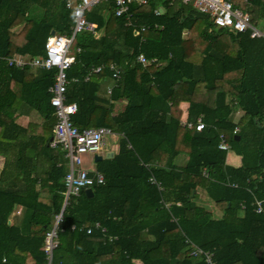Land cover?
I'll list each match as a JSON object with an SVG mask.
<instances>
[{"label":"trees","instance_id":"1","mask_svg":"<svg viewBox=\"0 0 264 264\" xmlns=\"http://www.w3.org/2000/svg\"><path fill=\"white\" fill-rule=\"evenodd\" d=\"M65 1L0 0V55L43 56L50 31L72 25ZM230 1L264 30V0ZM113 9L108 0L86 12L99 35L76 34L67 75L80 81L69 83L66 99L78 106L73 124L110 127L117 150L96 161L104 182L91 186L92 195L82 189L65 206L52 264H206L190 254L192 245L219 264H264V211L253 208L255 198L264 200V38L216 27L180 2L131 5V27ZM140 25L148 29L135 34ZM140 54L153 61L141 64ZM112 62L122 72L109 95L108 70L82 81L91 67ZM55 74L0 62V264H46L41 246L63 204L68 170L64 151L49 146ZM182 102L186 121L200 118L202 130L183 125ZM220 133L240 169L226 163ZM200 189L220 217L199 202ZM95 222L105 233L70 229Z\"/></svg>","mask_w":264,"mask_h":264},{"label":"built area","instance_id":"2","mask_svg":"<svg viewBox=\"0 0 264 264\" xmlns=\"http://www.w3.org/2000/svg\"><path fill=\"white\" fill-rule=\"evenodd\" d=\"M107 1L108 0H75L72 2L66 0L65 6L72 12V25L69 32L54 33L47 38L44 44V56L22 57L17 55H0V62H4L8 66L21 69L26 66L56 69L54 84L48 89L51 93L49 102L53 107V116L55 117L49 146L64 151L68 170L63 178V204L59 212L54 215L50 227L45 231L41 246L46 257V264H52L53 252L59 245V234L63 231L64 208L68 204L70 198L78 196L82 189L91 188L94 184H101L104 182L102 173L85 168L84 156L87 154L93 156L99 154L106 143V138L115 133L107 126H89L81 129L76 127L72 122V117L76 114L78 106L76 102L67 101L66 90L69 83L79 81L78 77L69 78L67 75V71L75 61L74 52L79 51V48L74 47L76 34L81 31H89L94 34L95 37L99 35V33L96 32L97 25L87 20L86 12L92 7ZM166 1L169 4L180 2L191 6L196 11L208 15L216 27L226 28L235 33L248 32L251 38H264V30L252 24L249 13L234 7L230 0ZM146 3L147 0H114V14L116 16H124L125 24L128 27L134 26L132 13L130 12L131 5H142ZM147 29L148 27L145 25L135 26L134 33H142ZM137 61L146 65L153 60H148L140 54L137 56ZM105 69L110 72L114 80V85H116L120 79L122 70L114 63H110L106 66L98 65L91 67L82 80L87 81L93 74H99ZM110 92L111 87H108L107 93L110 94ZM183 125L188 128L194 127L197 131L204 128V123L200 118H198L195 123L183 122ZM237 131L238 127L235 126L232 130V134H237ZM217 146L220 150L226 152L230 150V144L223 133L219 134ZM203 174L205 176L207 175L205 170ZM150 182L161 189L160 182L155 180L154 177L150 178ZM231 186L237 187V184L233 183ZM164 205L168 207L167 203ZM241 207L243 208L244 205L241 204ZM253 208L256 213H262L264 211V200L255 198L253 201ZM70 229L79 232L85 231L87 234L92 233L94 229H100L101 232L105 233V228H103L99 222H95L91 225L72 224ZM113 239L114 237L112 236L108 237V241H112ZM190 254L193 256L202 255L206 264H219L214 260L212 251L201 249L196 245H192Z\"/></svg>","mask_w":264,"mask_h":264},{"label":"crops","instance_id":"3","mask_svg":"<svg viewBox=\"0 0 264 264\" xmlns=\"http://www.w3.org/2000/svg\"><path fill=\"white\" fill-rule=\"evenodd\" d=\"M70 1H72V2H74L75 0H70ZM66 2V1H65ZM66 7V6H65ZM55 33V32H54ZM51 35V34H50ZM15 55H17V54H15ZM10 56H12V55H10ZM17 56H21V55H17ZM44 56V55H43ZM22 57H24V56H22ZM26 57H29V56H26ZM36 57H41V56H36ZM112 63H114V62H112ZM110 64V63H109ZM114 64H116V63H114ZM102 65H104V64H102ZM108 65V64H107ZM117 65V64H116ZM98 66V65H97ZM104 66H106V65H104ZM37 68V67H36ZM107 70V69H106ZM87 74V73H86ZM85 74V75H86ZM93 75H95V74H93ZM91 78V77H90ZM89 78V79H90ZM83 79V78H82ZM79 81H80V78H79ZM79 81H77V82H79ZM83 81V80H82ZM88 81V80H87ZM119 81V80H118ZM85 82V81H84ZM73 83H75V82H73ZM117 84H118V82H117ZM117 84L116 85H114V80L112 79V77H111V82L110 83H105V85H104V91H103V93L104 94H106V95H109L108 93H107V89H108V87L110 88L111 87V91H112V89L114 88V87H116L117 86ZM111 93V92H110ZM121 103H118L117 105H116V108L118 109V108H120L121 107ZM187 107H188V105H187V103H185V102H182L181 104H180V109H181V122L183 123V122H186V120H187ZM241 114H242V112L241 111H237L236 112V114H235V116H234V120L236 121L240 116H241ZM198 119V118H197ZM197 119H196V121H197ZM19 121L21 122V123H26L27 122V119H25V118H20L19 119ZM192 123H194V122H192ZM118 137V136H117ZM117 145H118V143H116V144H107V141H106V143H105V145H104V147H103V149L99 152V154H96V155H100V156H102V158L104 157V155L108 152V151H112L113 152V154L116 152V150H117ZM227 154H226V163L227 164H229V165H231V166H233L235 169H240V157L238 156V155H236L232 150H231V148H230V150L228 151V152H226ZM92 157H93V161H95L94 160V157H95V155L93 156L92 155ZM92 159V158H91ZM86 160V157L84 156V161ZM67 161V160H66ZM185 161V157H182V156H180L179 157V159H178V162H181V163H183ZM96 162V161H95ZM67 163V162H66ZM88 164V163H87ZM1 167H2V158L0 157V169H1ZM67 167H68V164H67ZM85 168H87V169H90V170H96V164L95 165H85ZM97 171V170H96ZM159 177L161 178V179H164V180H170V177L169 176H167L166 175V173L165 172H160V174H159ZM198 194H199V202L200 203H202V204H204L206 207H207V209L208 210H210L211 212H212V214H213V216L215 217V218H218V217H220V215H221V213L219 212V210H217L216 208H215V206H214V204H212L213 202L207 197V195L205 194V192L203 191V190H199V192H198Z\"/></svg>","mask_w":264,"mask_h":264},{"label":"rangeland","instance_id":"4","mask_svg":"<svg viewBox=\"0 0 264 264\" xmlns=\"http://www.w3.org/2000/svg\"><path fill=\"white\" fill-rule=\"evenodd\" d=\"M261 26H262V22H259L258 24H257V27H259V28H261ZM118 135H111V136H108L107 138H106V141H107V144H116L117 142H118V137H117ZM85 157H86V160L84 161V166L85 165H95V161H93V157H92V155L91 154H87V155H85ZM92 158V159H91ZM88 163V164H87ZM213 204V203H212Z\"/></svg>","mask_w":264,"mask_h":264},{"label":"water","instance_id":"5","mask_svg":"<svg viewBox=\"0 0 264 264\" xmlns=\"http://www.w3.org/2000/svg\"><path fill=\"white\" fill-rule=\"evenodd\" d=\"M54 30H51L50 31V34L52 35V34H54ZM237 138H238V136H237ZM113 156V152L112 151H108L105 155H104V157L105 158H111ZM102 159V156H100V155H95V157H94V160L95 161H98V160H101ZM85 193L88 195V196H91L92 195V193H93V191H92V188H86L85 189Z\"/></svg>","mask_w":264,"mask_h":264}]
</instances>
